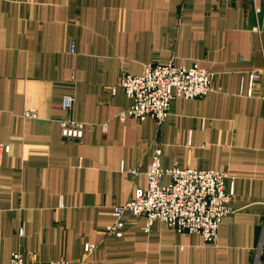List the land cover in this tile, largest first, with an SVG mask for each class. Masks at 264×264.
Segmentation results:
<instances>
[{
	"label": "crops",
	"instance_id": "0c3cea01",
	"mask_svg": "<svg viewBox=\"0 0 264 264\" xmlns=\"http://www.w3.org/2000/svg\"><path fill=\"white\" fill-rule=\"evenodd\" d=\"M170 62L212 71L217 91L176 99L163 123L122 118V76ZM67 118L87 125L81 142L62 140ZM157 145L164 169L234 179L216 245L131 212L122 237L108 233ZM263 228L262 0H0V264H253Z\"/></svg>",
	"mask_w": 264,
	"mask_h": 264
},
{
	"label": "built area",
	"instance_id": "2783aa9c",
	"mask_svg": "<svg viewBox=\"0 0 264 264\" xmlns=\"http://www.w3.org/2000/svg\"><path fill=\"white\" fill-rule=\"evenodd\" d=\"M264 4V0H262ZM75 45L72 50L74 51ZM215 73L199 65L178 67L173 62L167 64H150L141 75L124 74L120 86L131 100L130 107L122 113V118L131 117L139 121L148 118L157 123L166 121L172 110L174 101L198 100L217 91ZM259 73H254L259 78ZM75 98L66 96L62 108L69 113L74 110ZM26 117H35L36 111L27 110ZM87 125L72 118L60 122L63 141L68 143L81 142L86 133ZM9 151V147H4ZM163 149L157 145L153 152L151 170L147 175L148 185L138 189L134 197L124 205L114 207L116 224L108 228V233L122 237L123 224L121 219L127 212L138 217H146V230L154 222L160 221L178 233L199 234L207 246L216 245L222 221L235 213L232 203L235 195L234 179L223 171L199 170L175 167H162ZM131 176L138 174L137 169L122 170ZM171 182L164 184L165 177ZM264 228L260 246L255 253L253 264H260ZM25 255L16 252L10 264H24ZM50 264H78L61 259Z\"/></svg>",
	"mask_w": 264,
	"mask_h": 264
}]
</instances>
